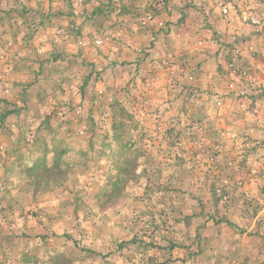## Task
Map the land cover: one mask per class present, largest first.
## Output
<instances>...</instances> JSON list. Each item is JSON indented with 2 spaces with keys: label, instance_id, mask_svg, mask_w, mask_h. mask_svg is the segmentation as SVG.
Here are the masks:
<instances>
[{
  "label": "rangeland",
  "instance_id": "obj_1",
  "mask_svg": "<svg viewBox=\"0 0 264 264\" xmlns=\"http://www.w3.org/2000/svg\"><path fill=\"white\" fill-rule=\"evenodd\" d=\"M77 1H73L76 9L83 6V0ZM238 1L248 9L249 0ZM108 5L109 11L117 7L111 2ZM155 12L152 7L147 9L140 25L167 30ZM249 23L262 29L260 22ZM232 37L234 46H229L240 53L235 58L231 57V50L225 54V85L229 93L239 88L262 99L264 87L257 83L241 56L243 52L255 54V49L243 46L238 35ZM101 42L96 45L94 41V45L99 47L104 43ZM80 46L85 47L83 40ZM135 54L148 60L150 66L142 72L132 67L127 82H120L119 70L112 68L111 84H107L108 80L102 82L104 86L93 91L95 96L91 99L88 84L90 112H84L82 101L74 103L73 99L64 98L53 102L44 109L47 111L39 121L33 119L38 126L31 125L23 140L20 139L14 156L18 162L15 175L11 180L0 178V237L2 242L10 238L5 241L7 245L0 244L3 247L0 264H264V258L254 261L247 256L239 261L235 258L241 247L239 237L264 241V155L256 160L258 165L247 164L243 157L250 148L243 143L236 146L235 133L228 134L235 129V116L225 129L217 132L213 130L216 118L208 116L203 120L192 115L188 119L173 103L157 106L156 92L151 87L155 81L153 59L158 60V56L152 53L151 46ZM171 54L161 58L165 67L168 60L169 65L184 64L186 59L177 63ZM232 61H235V83L230 87ZM6 77L0 74L3 96L9 94ZM188 80L193 84L191 76ZM186 93L192 100L201 94L191 86L186 87ZM248 99L249 104L243 107L241 103L238 107L251 108L253 104ZM104 102L112 107L106 113L108 116L101 110ZM214 105L218 112L222 100L217 99ZM161 109L178 113V125L190 142L188 152L213 176L208 186L202 183V190L199 182L188 185L189 182L172 177L171 170L175 167L181 170L189 154L179 133L159 131L157 121L164 114ZM250 112L254 116L259 114L257 107ZM70 116L69 122L75 123V128L71 133V125L65 123L64 133L60 123L67 122ZM145 119L151 125L148 132ZM261 119H257L259 125L263 124ZM2 120L0 115V124ZM16 127L17 122L9 128ZM140 140L143 149L136 148ZM160 142L166 144L160 148ZM226 145L230 152L236 150L237 160L235 156L221 160L224 151L217 147ZM55 162L64 172L55 176L56 184L48 187L35 184L30 177L31 167H52ZM251 183L258 188V199L245 191ZM186 208L193 213H184ZM235 208L239 211L236 214ZM171 244L175 250L168 249ZM172 253L180 257L175 258ZM166 255L171 258H164Z\"/></svg>",
  "mask_w": 264,
  "mask_h": 264
},
{
  "label": "crops",
  "instance_id": "obj_2",
  "mask_svg": "<svg viewBox=\"0 0 264 264\" xmlns=\"http://www.w3.org/2000/svg\"><path fill=\"white\" fill-rule=\"evenodd\" d=\"M73 1L75 0H0V74L8 76L4 82L9 87V94L3 96V88L0 86V115L3 117L0 124V178L7 177V180H11L15 175L18 162L14 156L19 141L31 125L38 126L36 122L47 111L44 110L47 106L70 98L74 103L82 101L84 112H90V99L95 96V90L102 89V82L107 80V84H111L112 68L119 70L120 82H127L132 67L142 72L150 66L148 60L135 54L149 46L152 53L158 56V60L152 58V77L155 81L151 91L156 92V105L161 107L163 104L173 103L188 119L192 115L200 116L203 120L208 116L216 118L213 130L215 128L217 132L225 129L235 116V129L228 134L235 133L236 146L243 143L250 148L243 157L247 159V164L258 165L256 160L264 155V97L261 99L251 96L239 88L229 93L225 85L227 78L224 75V57L234 46L231 44L235 34L242 40L241 43L244 42L243 46H253L255 54L241 53L242 61L252 70L257 83L264 87V3L249 0V7L245 10L243 2L238 0H83V6L76 9ZM110 2L117 7L109 11L107 9ZM150 7L156 11L157 18L166 25L167 30L155 25H140V19ZM223 7L224 10L227 9L226 16L222 14ZM247 19L253 23L260 22L262 29L250 24ZM57 31L62 33L59 37L55 35ZM218 34H222L224 38H218ZM82 40L85 47L80 46ZM95 40H102L104 43L98 47L94 45ZM168 53H172L177 63L180 59H186L184 64L178 67L170 61L169 65L168 60L165 67L166 62L162 59ZM10 62L13 65H9ZM130 62L132 63L128 65ZM190 76L194 85L188 80ZM88 84V89L92 92L90 99L88 95L91 93L88 94L86 88ZM26 85L29 88L23 87ZM190 86L199 90V98L192 100L191 96L186 95V87ZM248 98H251V106L257 107L260 115H252V107L243 109L245 104H249ZM217 99H221L223 103L218 112L214 105ZM241 103L242 109L238 107ZM101 105L102 113L108 116L106 113L112 110L111 105L106 102ZM101 105L98 106V114L101 113ZM161 113L164 114L157 121L159 131L163 133L166 129L179 133L188 152L190 142L186 138V132L178 125V113L162 109ZM143 116L146 118L148 115ZM34 118L38 120L35 122ZM146 119L145 130L148 132L151 125H147V120L150 121V118ZM257 119H261L263 124L259 125ZM70 120L71 116L67 122L60 123L63 124L61 131L64 133L67 123L72 127L71 133L75 128V123L69 122ZM16 122V128H9ZM57 130L60 131V128ZM181 133H184V138ZM124 143L127 144L125 141ZM138 144L136 148H142L143 140ZM163 144L166 143L160 142V148ZM227 146L217 147L224 151L220 154L221 160L233 156L237 160L236 150L235 153L230 152ZM187 154L189 160L183 162L181 170L173 168L171 175L174 179L189 182L188 185L199 182L197 185L202 190V183L208 186L213 176L197 157H191L190 152ZM202 161L206 163V160ZM176 169L181 172H176ZM257 190L255 183L245 188L248 195L255 199L260 197ZM235 197L238 199V194ZM190 211L187 208L183 210L184 213ZM237 212L238 209L235 214ZM235 219L239 218L235 215ZM7 240L2 242L0 237V244H6ZM250 240L242 237L237 239L241 245L240 252L235 254L238 261L245 256L250 261L264 258V241L260 238ZM2 248L0 246V252ZM170 256L166 255L164 258L169 259ZM173 256L177 258L180 254Z\"/></svg>",
  "mask_w": 264,
  "mask_h": 264
},
{
  "label": "trees",
  "instance_id": "obj_3",
  "mask_svg": "<svg viewBox=\"0 0 264 264\" xmlns=\"http://www.w3.org/2000/svg\"><path fill=\"white\" fill-rule=\"evenodd\" d=\"M52 167H41L42 169L39 168V166L34 165L31 167V178L33 177V181L35 184L42 185L44 187H48L49 184H56L55 183V176H60L59 174L64 173L56 162L51 165ZM175 248V246H171L170 249ZM160 264H168L166 262L160 263Z\"/></svg>",
  "mask_w": 264,
  "mask_h": 264
},
{
  "label": "built area",
  "instance_id": "obj_4",
  "mask_svg": "<svg viewBox=\"0 0 264 264\" xmlns=\"http://www.w3.org/2000/svg\"><path fill=\"white\" fill-rule=\"evenodd\" d=\"M77 1V0H76ZM77 2H79V3H81V0H78ZM223 12H225L226 13V10H223ZM62 33H61V31H57L56 32V36L57 37H59L60 35H61ZM102 42H101V40H95V44L96 45H100ZM238 53H240V51H239V49H237V48H233L232 50H231V57L232 58H235V54H238ZM234 60V59H233ZM231 68H233V73L231 74V80L233 81H231L232 83H230V87L232 86H234V83H235V61H232V62H230V65H229ZM242 76H246V74L243 72V75ZM241 77V76H240ZM251 78L249 77V80H250Z\"/></svg>",
  "mask_w": 264,
  "mask_h": 264
}]
</instances>
